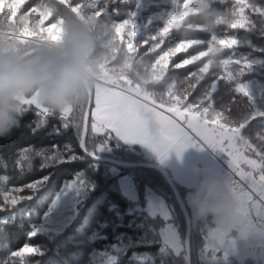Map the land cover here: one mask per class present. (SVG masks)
Listing matches in <instances>:
<instances>
[{"label": "trees", "instance_id": "16d2710c", "mask_svg": "<svg viewBox=\"0 0 264 264\" xmlns=\"http://www.w3.org/2000/svg\"><path fill=\"white\" fill-rule=\"evenodd\" d=\"M51 2L52 0H49V3ZM178 2L182 9L183 0ZM35 3L36 0H26L15 19L18 21L20 14ZM246 3H255L257 6L264 7V0H246ZM219 7L225 12L230 11L236 7L235 0H227ZM60 10L59 14H71L62 5ZM168 10L169 6L163 0H125L122 3L110 4L107 8V12L113 13L110 19L121 22L124 19H130L131 13L135 12V23L141 37L158 31L163 26ZM2 11L3 14H7V9ZM245 16L252 24H255V29L249 30L251 25L242 29H232L227 24L216 27L215 34L219 38L228 39L235 36L240 39L238 47L223 48L218 60L231 57L252 65L250 70H245L237 80L232 82L231 87L234 88L237 83H242L252 95L254 110L264 111V31H261L264 27V17L254 13L251 8L245 9ZM235 18L229 17V19ZM51 22H53L52 18L45 22V26H50ZM187 22L198 23L194 16L186 18L184 23ZM129 30L130 27L125 29V39ZM177 31L184 32V28L171 30L169 37L166 38V45L170 41L210 39V33L197 29L184 36H177ZM121 46L126 50V45ZM144 47L142 44L138 52H142ZM203 50H207L206 43L195 45L170 58L165 80L172 82L170 77L175 78L174 91L179 95L182 96L187 88L189 73H198V69L207 62L208 57H203L182 69H174L173 64L184 58L198 55L199 51ZM240 67L241 65L232 64L228 70L235 73ZM225 73V68L211 66L209 73L203 76L192 91L189 101ZM226 87V82L219 80L217 92L214 94L215 106L219 108L227 105L231 108L230 114L227 111L224 112L226 120L229 116L232 119L241 118L249 110L247 98L233 91H226ZM157 90L164 91L163 87L159 86ZM164 99H168L167 96ZM35 120L34 114H26L22 117V127L14 130L10 137L0 139V190L21 186L25 187V190L17 195L31 197L24 199L15 207H6L3 212H0V264H14L9 254L26 244L38 247L41 253L28 257L26 264H94L95 252L116 255V261L110 264H187L185 219L170 186L160 172L150 168H124L105 162H96L81 150L82 131L78 126L61 127L57 119L50 118L42 128L30 130V122ZM244 131L250 139L259 143L255 138L256 134L264 132V117L252 120ZM85 146L87 152L96 157H109L126 162H146L143 161V155L137 146L132 148L119 137L105 138L92 133L90 120ZM246 154L258 159L252 152ZM167 173L169 174L168 171ZM4 174L9 175L7 182L2 179ZM123 176L132 178L138 196L137 201L128 199L119 190L118 182ZM43 177L47 179L43 181ZM75 177L88 188L87 195L79 205L75 220L56 235L41 233L30 235L43 223L53 195L65 181ZM32 182H39L36 189H27L26 185ZM148 188L160 193L166 199L172 219L166 221L160 216L151 215L145 209ZM177 188L184 201L187 189L182 186ZM185 209L192 226L191 264H203L200 255L205 248V233H208L203 228L208 225L212 231L216 221L208 218L206 221L198 222L191 218L186 206ZM169 222L177 228L183 250H175L166 242L162 230ZM236 264L257 263L247 260Z\"/></svg>", "mask_w": 264, "mask_h": 264}, {"label": "snow or ice", "instance_id": "6c2138e0", "mask_svg": "<svg viewBox=\"0 0 264 264\" xmlns=\"http://www.w3.org/2000/svg\"><path fill=\"white\" fill-rule=\"evenodd\" d=\"M122 2L125 0H52L51 3L49 0H36L34 5H30L24 13L20 14L17 21L15 19L17 13L25 5L26 0H0V22L5 17L7 22L12 25H16L22 20L24 23L21 25V43L37 38L56 40L58 18L62 19V14H59L61 5L72 14L86 16L93 13L102 18L105 13L109 17L113 16V13L107 12L110 4ZM226 2L227 0H210L211 8L220 16L217 26L227 24L232 29H242L251 25L249 30L255 29V24H252L245 16L246 8H251L254 13L264 17V7L257 6L255 3L249 4L246 3V0H235L236 7L225 12L219 6ZM171 3L172 10L167 13L163 26L154 34L146 37L139 36V30L135 23V12L131 13L130 19H124L122 22L110 19L114 40L112 49L102 53L106 57L103 74L95 89L89 93L85 102L77 109L52 113L37 103L34 97H29L21 102L23 105L22 117L28 113L35 115L36 120L30 122V130H38L47 124L50 118H55L60 122L61 127L78 126L86 134L90 116L92 133L105 138L119 137L130 143H147L161 155H167L169 150H175L179 155L189 147L210 149L222 157V160L227 157L224 162L227 163L228 169L243 181L256 182L253 171H258L260 173L258 186L264 188V132L256 134L255 140L259 142L257 143L250 139L244 131L252 120L264 117V111L254 110L252 95L242 83L239 82L234 88L231 87L232 82L237 80L245 70H250L252 65L231 57L218 60L219 66L226 69L225 75L220 76L218 80H213L201 94L189 101L192 91L203 79V76L209 73L212 66L209 63L210 55L217 50L221 53L223 48L238 47L240 39L235 36L228 39L219 38L215 34V28L207 41L193 38L179 42L170 41L166 45V38L169 37L171 30H180L186 21L184 12L181 14L182 11L179 10L178 0H171ZM187 6L188 0H183V9H186ZM4 9H7L6 15L3 14L2 10ZM229 17L236 18L229 19ZM50 18L53 19V22L50 23V26H45V22ZM38 25L39 28H37ZM129 27L130 30L127 32V39H125V29ZM197 30L207 32L202 28H197ZM261 31H264V27L261 28ZM49 32H51V36H49ZM176 35L184 36V33L177 31ZM137 37L140 38L137 39ZM205 43L207 50L199 51L198 55L184 58L173 64L174 69H182L203 57H208L207 62L198 69L199 74L197 72L189 73V83L182 96L173 91L167 95L168 99L161 102L149 94L150 90H142L139 83L132 78L131 72L128 75L114 78V70L122 68L126 61H129L133 68L137 62H141L166 76L170 58L181 51ZM142 44L145 46L144 50L138 52ZM121 45H126V50ZM232 64L241 65V67L234 73L228 70ZM173 78L170 77L171 80ZM219 80L226 82V91L230 90L247 98L249 110L241 118L232 119L229 116V119L226 120L224 112L227 111L230 114L231 108L227 105L219 108L215 106L214 94L217 92ZM149 122H155L158 125V137L153 138L148 134L147 125ZM20 127H22V118L18 128ZM113 133L114 135H112ZM248 152L254 153L258 159L249 158L246 155ZM241 165H247L253 171L246 172ZM222 168L224 169L223 165ZM2 179L7 182L9 175L4 174ZM46 179L43 177V181ZM38 183H28L26 188L35 190ZM2 189L0 190V212H3L6 207H15L24 199L31 198L30 196L17 195V193L24 192L25 187L13 186ZM69 189H71V185H69ZM248 195L252 197L247 201L249 208L254 203L264 207V203L255 200L252 195ZM249 215L251 216L252 213L249 212ZM30 235L34 236L36 233L33 232ZM40 254L38 247L26 244L9 255L14 264H21V262L26 264L28 257Z\"/></svg>", "mask_w": 264, "mask_h": 264}, {"label": "clouds", "instance_id": "9594fccd", "mask_svg": "<svg viewBox=\"0 0 264 264\" xmlns=\"http://www.w3.org/2000/svg\"><path fill=\"white\" fill-rule=\"evenodd\" d=\"M190 11L198 23H183L184 35L197 28L211 33L217 27L220 16L211 8L210 0H193ZM23 23L9 24L6 17L0 22V139L10 137L19 127L25 98L34 97L52 113L82 105L100 82L106 61L103 51L113 46V28L107 13L102 18L93 13L62 15V19L58 18L56 40L37 38L21 43ZM219 54L217 50L210 55L212 66H219ZM129 72L142 90H150L149 94L161 102L176 87L175 78L168 82L162 72L141 62L133 68L126 61L122 68L114 70V78ZM158 86L164 91H158ZM147 132L158 137V125L149 122ZM190 206L196 221L211 218L219 222L233 213L236 200L225 184L202 180L192 191Z\"/></svg>", "mask_w": 264, "mask_h": 264}, {"label": "rangeland", "instance_id": "374dc122", "mask_svg": "<svg viewBox=\"0 0 264 264\" xmlns=\"http://www.w3.org/2000/svg\"><path fill=\"white\" fill-rule=\"evenodd\" d=\"M163 2L169 6L168 12H170L172 10L171 0H163ZM192 3L193 0H188V6L184 11L186 18L195 16V13L190 11ZM179 10L182 11L183 7ZM121 140L132 148L137 146L139 152L143 155V161H146L145 163H154L166 169L177 186L187 189L184 194V205L189 209L193 220H195V216L194 210L190 206V199L192 191L202 180L220 182L229 188L226 182L227 172L222 170V165H227L224 162L227 157L222 160V157L210 149L189 147L179 155L175 150H169L167 155H161L149 147L147 143H130ZM241 167L246 172L253 171L247 165H241ZM258 173V171H253L256 182H244L258 196V198H253L264 203V188L258 186L260 183ZM69 185H71V189H69ZM118 188L128 199L138 200L130 176H123L118 182ZM87 192V186L77 177L65 181L53 195L49 203V209L44 215L43 223L34 232L56 235L64 231L77 217L79 205ZM232 193L236 200V208L233 213L223 221H216L212 231H210L212 228H209L208 225L203 228L208 232L205 233L204 242L207 250L203 248L204 251H202L200 259L203 264H236L247 260L264 264V207L254 203L249 208L247 201L252 198L251 196ZM145 209L151 215L160 216L166 221L172 219V213L166 199L151 188L146 191ZM249 212L252 213L251 216ZM162 234L172 248L175 250L184 249L180 242L179 232L172 222L167 224L162 230ZM208 249L211 250L210 254ZM116 258V255H104L103 252H95L93 255L94 264H110L115 262Z\"/></svg>", "mask_w": 264, "mask_h": 264}, {"label": "water", "instance_id": "95a60500", "mask_svg": "<svg viewBox=\"0 0 264 264\" xmlns=\"http://www.w3.org/2000/svg\"><path fill=\"white\" fill-rule=\"evenodd\" d=\"M89 120H90V116H89ZM86 135H87V132H86V134H84L82 132L80 147H81V150L83 151V153L86 156L92 158L94 161L105 162V163L115 165L117 167H124V168H150V169H155L162 174V176L165 178L166 182L170 186V188H171V190L175 196V199L179 205V208L181 209L183 216H184V219H185V223H186V236H185L186 261H187V264H191V234H192L191 221H190L189 215L185 209L183 198H182L175 182L173 181L171 176L167 173V171L164 168H162L159 165L154 164V163L126 162V161H120V160L109 158V157H102V158L96 157L95 155L88 153L86 150V146H85Z\"/></svg>", "mask_w": 264, "mask_h": 264}, {"label": "built area", "instance_id": "2783aa9c", "mask_svg": "<svg viewBox=\"0 0 264 264\" xmlns=\"http://www.w3.org/2000/svg\"><path fill=\"white\" fill-rule=\"evenodd\" d=\"M223 167L224 169L222 168V170L224 172H227V185L229 186L232 192L238 193L240 195L251 194L254 198H258V196L251 189V187H249L243 180H241L240 177L235 175V173H231V170L228 169L227 165L223 164Z\"/></svg>", "mask_w": 264, "mask_h": 264}, {"label": "crops", "instance_id": "0c3cea01", "mask_svg": "<svg viewBox=\"0 0 264 264\" xmlns=\"http://www.w3.org/2000/svg\"><path fill=\"white\" fill-rule=\"evenodd\" d=\"M204 249H205V250H207V246H205V248H204ZM208 250H209V249H208ZM208 252H209V254H210V253H211V250H209Z\"/></svg>", "mask_w": 264, "mask_h": 264}]
</instances>
